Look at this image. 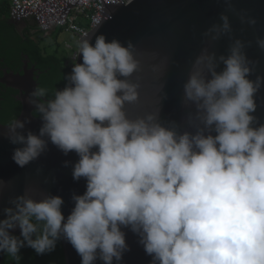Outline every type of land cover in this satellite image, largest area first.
I'll use <instances>...</instances> for the list:
<instances>
[{
	"label": "clouds",
	"instance_id": "obj_1",
	"mask_svg": "<svg viewBox=\"0 0 264 264\" xmlns=\"http://www.w3.org/2000/svg\"><path fill=\"white\" fill-rule=\"evenodd\" d=\"M10 3L9 20L21 33L28 25L36 26L29 32L36 38L55 32L40 30L33 19L14 21ZM225 4L234 11L231 0ZM239 18L257 23L244 11ZM232 31L222 12L219 23L201 33L213 41L226 36L229 44L220 55L205 46L192 62L182 85L183 127L161 121L160 96L154 110L135 117L126 112L140 99V84L130 79L140 70L131 41L106 42L103 34L94 44L89 34L76 41L65 86L50 92L37 85L26 97L41 121L38 132L26 129L28 118L15 117L2 135L19 145L11 159L21 168L49 143L65 156L75 153L71 175L84 179L85 191L72 194L66 217L58 195L29 186L11 198L0 219L2 263L20 264L25 247L51 253L64 240L80 264H121L130 250L127 229L150 264H264V123L254 115L264 77L250 78L255 62L245 49L252 42ZM255 44L264 52V37ZM24 65L14 73L23 74ZM4 186L0 182V191Z\"/></svg>",
	"mask_w": 264,
	"mask_h": 264
},
{
	"label": "water",
	"instance_id": "obj_2",
	"mask_svg": "<svg viewBox=\"0 0 264 264\" xmlns=\"http://www.w3.org/2000/svg\"><path fill=\"white\" fill-rule=\"evenodd\" d=\"M231 3L234 11L227 9L225 0H135L128 6L108 9V17L90 32L89 42L94 44L95 37L103 34L106 42L116 39L126 45L131 41L135 46L140 70L130 79L140 84V99L136 104L125 106L130 117L154 110L160 96L161 121H175L183 127L186 109L181 105L182 85L192 62L205 46L217 55L227 53L229 40L226 36L216 41L210 36H201L212 23H219L222 12L229 16L232 36L252 42L245 49L249 59L255 62V72L250 78L255 79L256 75L264 77V52L255 44L257 37H264V0H231ZM241 11L255 17L256 25L241 23ZM81 62L79 57L77 63ZM23 71V74L6 71L0 83L18 91L15 99L22 105L18 119L28 118L30 123L26 124V129L37 133L41 121L33 115L35 110L25 102L28 93L37 86L35 70L28 69L25 63ZM161 84L163 88L159 92ZM257 105L254 115L264 123V87L257 94ZM4 125L0 123V182L5 184L0 191V219L4 218L3 209L11 206L8 201L24 194L29 186L36 188L37 192L60 196L64 201L62 212L66 217L73 207L72 194L79 195L85 191L84 179L74 181L71 175V164L78 159L76 154L65 156L49 143L45 153L21 168L11 159L13 149L19 145L11 144L2 135ZM65 161L70 162L67 167L64 166ZM124 231L130 250L124 253L121 264H150L151 257L138 244V237L127 229ZM61 243L65 264H80L81 258L72 246L64 240ZM4 255L0 252V264ZM96 264L101 262L98 260Z\"/></svg>",
	"mask_w": 264,
	"mask_h": 264
},
{
	"label": "trees",
	"instance_id": "obj_3",
	"mask_svg": "<svg viewBox=\"0 0 264 264\" xmlns=\"http://www.w3.org/2000/svg\"><path fill=\"white\" fill-rule=\"evenodd\" d=\"M11 0L0 1V21L8 29L0 36V77L5 75L4 69L18 73L25 61L29 68L35 69L36 83L38 86L46 87L50 92L62 89L66 81L64 76L71 72L66 60L56 56L55 53L41 47L40 40L29 34L36 26L28 25L21 33V26L9 20ZM3 42V43H1ZM59 44H56L58 49ZM18 91L0 83V123L7 124L11 119L19 117L22 112L21 104L16 101ZM34 116L38 114L34 112ZM20 264H65L61 242L57 243L55 250L45 255H37L31 248L21 249ZM13 262V261H12ZM2 264H12L5 260ZM14 264V262H13Z\"/></svg>",
	"mask_w": 264,
	"mask_h": 264
},
{
	"label": "built area",
	"instance_id": "obj_4",
	"mask_svg": "<svg viewBox=\"0 0 264 264\" xmlns=\"http://www.w3.org/2000/svg\"><path fill=\"white\" fill-rule=\"evenodd\" d=\"M125 5L128 0H12L11 16L17 22L33 19L42 31L60 30L79 40L103 23L110 7Z\"/></svg>",
	"mask_w": 264,
	"mask_h": 264
},
{
	"label": "rangeland",
	"instance_id": "obj_5",
	"mask_svg": "<svg viewBox=\"0 0 264 264\" xmlns=\"http://www.w3.org/2000/svg\"><path fill=\"white\" fill-rule=\"evenodd\" d=\"M37 38L40 40V43L43 47L47 49V51L55 53L56 56L60 57L61 59L66 60V65L68 62L71 61L73 51H77V44L76 41L78 40V37H72L71 33L68 32H52L50 38H44L42 34H38ZM52 38L54 40H57V43L59 44L58 49L55 48ZM56 43V44H57ZM70 44L68 46L67 44ZM72 67V65H67Z\"/></svg>",
	"mask_w": 264,
	"mask_h": 264
},
{
	"label": "crops",
	"instance_id": "obj_6",
	"mask_svg": "<svg viewBox=\"0 0 264 264\" xmlns=\"http://www.w3.org/2000/svg\"><path fill=\"white\" fill-rule=\"evenodd\" d=\"M2 1V0H0ZM8 29V26L4 24V20L0 21V36L2 38L3 36V32L6 31ZM3 43V42H1Z\"/></svg>",
	"mask_w": 264,
	"mask_h": 264
},
{
	"label": "flooded vegetation",
	"instance_id": "obj_7",
	"mask_svg": "<svg viewBox=\"0 0 264 264\" xmlns=\"http://www.w3.org/2000/svg\"><path fill=\"white\" fill-rule=\"evenodd\" d=\"M5 71V70H4Z\"/></svg>",
	"mask_w": 264,
	"mask_h": 264
}]
</instances>
